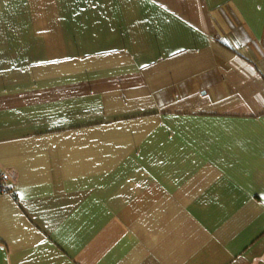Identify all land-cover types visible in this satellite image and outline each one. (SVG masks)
Returning <instances> with one entry per match:
<instances>
[{"label": "crops", "instance_id": "1", "mask_svg": "<svg viewBox=\"0 0 264 264\" xmlns=\"http://www.w3.org/2000/svg\"><path fill=\"white\" fill-rule=\"evenodd\" d=\"M0 264H264V0H0Z\"/></svg>", "mask_w": 264, "mask_h": 264}, {"label": "built area", "instance_id": "2", "mask_svg": "<svg viewBox=\"0 0 264 264\" xmlns=\"http://www.w3.org/2000/svg\"><path fill=\"white\" fill-rule=\"evenodd\" d=\"M10 191L7 176L0 171V195L8 194Z\"/></svg>", "mask_w": 264, "mask_h": 264}]
</instances>
